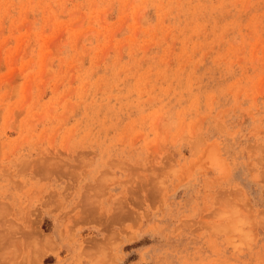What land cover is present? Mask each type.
<instances>
[{
	"label": "rangeland",
	"instance_id": "1",
	"mask_svg": "<svg viewBox=\"0 0 264 264\" xmlns=\"http://www.w3.org/2000/svg\"><path fill=\"white\" fill-rule=\"evenodd\" d=\"M0 264H264V0H0Z\"/></svg>",
	"mask_w": 264,
	"mask_h": 264
},
{
	"label": "bare ground",
	"instance_id": "2",
	"mask_svg": "<svg viewBox=\"0 0 264 264\" xmlns=\"http://www.w3.org/2000/svg\"><path fill=\"white\" fill-rule=\"evenodd\" d=\"M164 30V29H163Z\"/></svg>",
	"mask_w": 264,
	"mask_h": 264
}]
</instances>
